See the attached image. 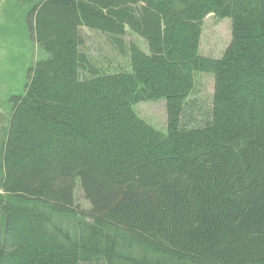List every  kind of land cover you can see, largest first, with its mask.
I'll use <instances>...</instances> for the list:
<instances>
[{
    "label": "trees",
    "instance_id": "1",
    "mask_svg": "<svg viewBox=\"0 0 264 264\" xmlns=\"http://www.w3.org/2000/svg\"><path fill=\"white\" fill-rule=\"evenodd\" d=\"M25 1L45 56L10 98L0 264H264V0ZM161 99L163 129L135 109Z\"/></svg>",
    "mask_w": 264,
    "mask_h": 264
},
{
    "label": "rangeland",
    "instance_id": "2",
    "mask_svg": "<svg viewBox=\"0 0 264 264\" xmlns=\"http://www.w3.org/2000/svg\"><path fill=\"white\" fill-rule=\"evenodd\" d=\"M30 6L31 2L25 0H0V146L10 116V98L20 95L27 81L28 69L45 56L44 51L31 38L25 22V15ZM202 26L200 53L220 56L230 42V20L208 15L204 18ZM91 37L94 35L91 34ZM129 38L136 39L134 36ZM198 86L200 90L194 96L207 107L211 100L212 78L199 77ZM135 109L142 119L161 129L165 127L164 100L141 102ZM1 177L0 169V179ZM75 201V205L82 209L87 208V202L78 191Z\"/></svg>",
    "mask_w": 264,
    "mask_h": 264
}]
</instances>
